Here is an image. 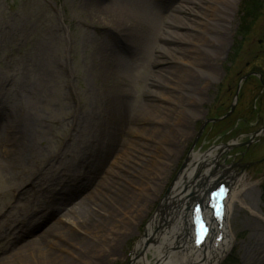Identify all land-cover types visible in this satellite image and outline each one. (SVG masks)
<instances>
[{
    "label": "rangeland",
    "instance_id": "obj_1",
    "mask_svg": "<svg viewBox=\"0 0 264 264\" xmlns=\"http://www.w3.org/2000/svg\"><path fill=\"white\" fill-rule=\"evenodd\" d=\"M245 1L224 3L227 17L220 23L221 28H225L224 38L210 45L218 56L212 59L210 56L214 55L203 50L211 59L214 76L209 71L182 65L170 58L164 62L175 66L174 71L180 66L187 69L196 82L193 85L195 82L191 84L186 80L183 86L186 89L182 96L188 109L183 110L177 124L186 129L177 131L180 134L177 150L171 146L169 151H164L166 161L158 179L160 189L143 218L136 225L130 223V231L122 237L123 252L118 257L106 258L103 264H130L131 251L147 223L160 209H166L168 187L192 147V152L205 157L193 173V181L182 190L185 196L181 194L180 199L188 200L191 192L187 191L200 190L197 187L199 174H204L208 166L214 170L209 176L213 181L227 169L230 176H242L244 183L231 199L226 217L233 243L216 264H264V131L252 136L250 144H240L264 126V89L256 77L260 75L264 81V0L258 13H253L255 19L250 20L249 32L242 36L238 30L243 23ZM159 3L162 6L157 4L159 11L155 13L168 8L166 11L181 18L192 15L176 8L182 0H161ZM94 6V0H0V157L7 148L16 149L15 155H10L11 160H16L11 163L9 174L0 160V247L15 233L31 228L22 241L36 238L43 226L54 219L50 216L43 225L33 229V225L45 217L50 204L61 211L78 199V194L58 195V192L79 183L89 173L91 162L102 154L100 148L106 146L108 129L106 114L116 96H119L117 117L125 129L116 135V140L126 143L138 138L129 130L132 123L137 127L149 125L150 104H171L157 98L152 88L173 95L180 93L175 79L157 70L163 64L155 63L158 50H153L152 46L146 51L125 48L118 54L115 67L123 71L125 78L103 76L104 45H114L116 39L107 33V24L95 13ZM215 6L220 10L221 5ZM181 18H172L170 25L166 17L159 19L153 30L146 32L149 41L155 43L164 26L177 32L187 30L178 25ZM247 72L256 74L242 78ZM155 75H160L165 84ZM232 103L235 104L231 116L223 121L207 122L193 146L203 122L222 114ZM172 136L167 135L169 143L175 141ZM141 139L146 140L144 136ZM24 144L25 153L19 157L18 151ZM246 162L251 164L242 167ZM29 181L34 185L30 186ZM23 187L26 191H21ZM231 189L230 186L229 194ZM187 203L180 205L186 213ZM227 203L226 199L225 205ZM23 215H29L28 220L18 224L17 220ZM185 223H188L187 217L181 222L187 237ZM16 224L23 226L8 233ZM168 228L170 226L162 227ZM5 232L8 236L4 239ZM178 233L172 237L178 236L179 240L182 234ZM178 245H171V250H178ZM147 256L148 264H155L157 250L151 247ZM133 264L142 263L139 259Z\"/></svg>",
    "mask_w": 264,
    "mask_h": 264
},
{
    "label": "bare ground",
    "instance_id": "obj_2",
    "mask_svg": "<svg viewBox=\"0 0 264 264\" xmlns=\"http://www.w3.org/2000/svg\"><path fill=\"white\" fill-rule=\"evenodd\" d=\"M157 1L161 2V0H141L140 2L139 0H94L95 13L102 16L107 24L105 26L107 33L112 34L116 39L114 45L107 43L104 45L105 70L102 74L110 79L125 78L123 71L122 74L115 67L118 54L125 48L146 51L149 46H152L153 50H158L155 54V63L163 64L158 66L157 70L160 74H168L169 77L175 79V87L180 93L173 95V93H162L161 90L152 88L151 92L157 98L171 102L172 105L168 103L150 104L152 116H150L149 125L137 127L134 123H130L129 130L138 138H132L126 143L116 140V135L125 131L123 122H120L117 117L119 96H116L113 99L115 100L113 106L106 114L107 123L105 125L108 128L105 137L106 146L100 148L103 143L99 145L102 154L97 160L91 162L87 169L89 173L83 176L79 183L73 188L58 192V195L78 194V199L71 207H65L61 211L59 207L50 204L45 217L33 225V229L43 225L50 216H54V219L51 224L47 223L43 226L36 238L22 241L24 236L32 231V228L27 232L15 233L14 237L0 247V264H103L106 258L121 255L123 252L121 250L122 237L130 231V223L134 222L136 225L154 201L155 193L161 186L158 179L165 167L164 151H169L171 146L177 150L176 141L180 137L178 132L186 129L184 125L177 124L183 110L188 109L182 96V92L186 89L183 86H186V80L191 81V84L195 82L193 74L187 69L180 66L177 71H174L175 66L164 64V62L170 58L169 60L178 61L182 65L187 64L209 71V74L214 76L215 69L211 65L210 58H216L219 53L215 50L214 52L210 45L224 38L225 28H221L220 23L226 21L228 0H213L214 3L212 0H182L176 8L192 14L186 19L166 11L168 8L155 13L159 8H157V3L159 4ZM216 4L221 5L220 10L217 9ZM165 17L169 23L167 25L173 22L172 18H181L178 25L187 30L177 32L169 26H164L161 29L163 31L156 37V42L149 41L150 37L146 32L152 31L157 21ZM203 50H208L214 56L209 58ZM155 77L165 84L160 75H155ZM119 106L120 110L121 104ZM192 111L197 115V110L193 108ZM174 133L178 136H172ZM167 135L174 137L175 141L169 143ZM142 136L146 140L141 139ZM12 150L7 148L0 157L7 174L10 173L11 163L16 160H11L10 155L14 156L16 149ZM25 150L26 145L24 144L18 151L19 157L24 155ZM209 153L211 157L214 156L212 152ZM204 157L205 155L200 156L198 152L190 154L189 159L192 164H188L187 168L181 170L173 181L165 198L166 209L165 207L163 210L160 209L147 223L143 235L131 251V264L137 258H140L142 264H148L147 251L151 247L157 250L158 258L155 264H216L229 249L233 243V236L228 230L226 217L231 199L240 192L241 186L244 185L242 176H229L232 189L227 198L226 207L228 209L226 208L225 216L222 211L219 214L215 212L213 207L211 210L205 207L197 208L193 214H190L189 210L194 203L193 200L199 198L191 199L190 195L188 200L183 201L179 198L187 183L193 181L191 179L195 170L193 164L200 159L204 161ZM211 171V166H208L205 169V176H208ZM205 176L201 175V178ZM29 182L32 183L30 186L34 185V182ZM206 187H209V184ZM21 191H26V189L23 187ZM189 192L192 190L187 191ZM182 196L185 195L182 194ZM186 202H189V214L181 210L182 204ZM185 216L189 220L191 218L206 220V231L195 232L196 239L198 233L203 237L200 247L193 245L190 222L185 223L188 230H185L187 237L184 234L181 222H184ZM28 217L29 215H23L17 220L20 221L18 224L28 220ZM23 225L16 224L8 233H12ZM163 226L165 228L170 226L168 228L170 231L162 229ZM8 233H4V239ZM177 233L182 234L179 240H177L178 236L172 237ZM167 234L169 237L166 236ZM174 243H179L178 250H171V245Z\"/></svg>",
    "mask_w": 264,
    "mask_h": 264
},
{
    "label": "trees",
    "instance_id": "obj_3",
    "mask_svg": "<svg viewBox=\"0 0 264 264\" xmlns=\"http://www.w3.org/2000/svg\"><path fill=\"white\" fill-rule=\"evenodd\" d=\"M263 0H246L244 2V6H242V10H243V23L242 26L239 28L238 33L240 35H246L250 29V20H254L255 18L253 17V13H255V11H259L261 4H262ZM256 17V16H255Z\"/></svg>",
    "mask_w": 264,
    "mask_h": 264
},
{
    "label": "snow or ice",
    "instance_id": "obj_4",
    "mask_svg": "<svg viewBox=\"0 0 264 264\" xmlns=\"http://www.w3.org/2000/svg\"><path fill=\"white\" fill-rule=\"evenodd\" d=\"M221 191H223V189H222ZM214 195H215V194H214ZM217 210H218V206H217ZM218 214H219V211H218ZM204 231H206V229H205L204 225L201 224V225H200V232L202 233V232H204ZM202 238H203V237L198 233V235H197V243H200L201 240H202Z\"/></svg>",
    "mask_w": 264,
    "mask_h": 264
},
{
    "label": "water",
    "instance_id": "obj_5",
    "mask_svg": "<svg viewBox=\"0 0 264 264\" xmlns=\"http://www.w3.org/2000/svg\"><path fill=\"white\" fill-rule=\"evenodd\" d=\"M213 120H217V119H213ZM203 126H204V124L201 126V128H200V130H199V132H198V135L200 134V132H201ZM260 130H264V127L261 128ZM260 130H259V131H260ZM198 135H197V136H198ZM187 160H188V157H186L185 162H186ZM185 162L182 163V165H181V169L185 166V164H186ZM197 202H198V200H197Z\"/></svg>",
    "mask_w": 264,
    "mask_h": 264
},
{
    "label": "flooded vegetation",
    "instance_id": "obj_6",
    "mask_svg": "<svg viewBox=\"0 0 264 264\" xmlns=\"http://www.w3.org/2000/svg\"><path fill=\"white\" fill-rule=\"evenodd\" d=\"M264 52V51H263Z\"/></svg>",
    "mask_w": 264,
    "mask_h": 264
}]
</instances>
